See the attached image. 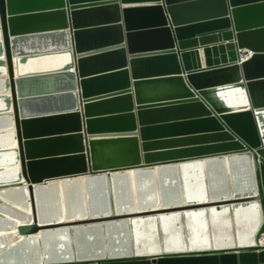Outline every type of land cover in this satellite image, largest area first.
Listing matches in <instances>:
<instances>
[{
	"label": "water",
	"instance_id": "obj_1",
	"mask_svg": "<svg viewBox=\"0 0 264 264\" xmlns=\"http://www.w3.org/2000/svg\"><path fill=\"white\" fill-rule=\"evenodd\" d=\"M0 56L21 165L0 188L247 154L263 227L264 0H0ZM255 244L60 264H264Z\"/></svg>",
	"mask_w": 264,
	"mask_h": 264
},
{
	"label": "bare ground",
	"instance_id": "obj_2",
	"mask_svg": "<svg viewBox=\"0 0 264 264\" xmlns=\"http://www.w3.org/2000/svg\"><path fill=\"white\" fill-rule=\"evenodd\" d=\"M245 51L243 61L253 54ZM5 76L0 63V106L8 107L0 112V181H15L21 165L10 105L3 100L10 94ZM249 164L247 154L234 155L0 188V264L71 263L108 257L113 247L148 254L252 246L261 211L257 200L248 199L255 193ZM236 165L244 173L240 181ZM224 198L239 201L165 211ZM83 218L95 220L80 223Z\"/></svg>",
	"mask_w": 264,
	"mask_h": 264
},
{
	"label": "built area",
	"instance_id": "obj_3",
	"mask_svg": "<svg viewBox=\"0 0 264 264\" xmlns=\"http://www.w3.org/2000/svg\"><path fill=\"white\" fill-rule=\"evenodd\" d=\"M256 244H255V249L257 250H261L264 248V231L262 230V228L258 231L257 235H256Z\"/></svg>",
	"mask_w": 264,
	"mask_h": 264
},
{
	"label": "trees",
	"instance_id": "obj_4",
	"mask_svg": "<svg viewBox=\"0 0 264 264\" xmlns=\"http://www.w3.org/2000/svg\"><path fill=\"white\" fill-rule=\"evenodd\" d=\"M262 230L264 231V225H263V227H262Z\"/></svg>",
	"mask_w": 264,
	"mask_h": 264
}]
</instances>
